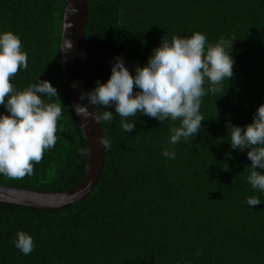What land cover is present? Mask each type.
I'll list each match as a JSON object with an SVG mask.
<instances>
[{"label":"trees","instance_id":"1","mask_svg":"<svg viewBox=\"0 0 264 264\" xmlns=\"http://www.w3.org/2000/svg\"><path fill=\"white\" fill-rule=\"evenodd\" d=\"M65 5L66 0H0V35L18 36L28 56L27 69L11 78L13 88L49 81L63 106L56 144L34 164V174L20 180L0 174V185L64 191L85 173L88 148L63 72ZM195 32L205 35L206 50L221 38L235 40L226 49L233 76L216 94L208 92L205 79V121L194 138L170 144L171 129L181 121L161 123L143 113L126 118L135 123L126 133L115 105L96 106L100 114L113 112L110 122H101L111 146L96 189L52 211L0 202V264H264V191L248 182L253 169L247 149L231 147L227 127L245 128L264 105V0H90L89 83L92 90L96 81L107 83L116 57L135 76L162 40ZM0 115H9L3 105ZM165 149L175 159L164 156ZM253 196L261 201L254 207L247 204ZM18 232L33 238L28 255L15 247Z\"/></svg>","mask_w":264,"mask_h":264},{"label":"clouds","instance_id":"2","mask_svg":"<svg viewBox=\"0 0 264 264\" xmlns=\"http://www.w3.org/2000/svg\"><path fill=\"white\" fill-rule=\"evenodd\" d=\"M77 11L72 9L73 14ZM72 27L71 23L65 25V29ZM234 40L221 38L206 50V37L200 32L190 38L173 36L171 42L162 40L146 66L136 67L135 76L125 66L123 58L116 57L107 83L96 81L95 89L82 93L80 99L87 98L94 106L111 108L115 105V113L125 118L121 126L126 133L135 128V123L126 122V118L143 113L161 123L168 118L181 121L179 127L171 129L170 144H177L182 137L194 138L205 121L200 113L201 98L206 94L205 79L210 84L208 92L216 94L222 90V82L233 76L234 60L231 51L226 49H232ZM21 48L19 37L12 32L0 35V105L9 113L0 115V174L16 180L33 175L34 164H39L45 151L55 146L63 108L57 89L49 81L39 80L19 92L13 88L11 78L21 68L28 67L27 53ZM65 48H73L70 40L64 42ZM134 88L139 89L135 95ZM44 97L51 102H46ZM74 109L77 116L85 120L91 118L98 124L113 119V112L100 114L95 109L93 114L88 105L77 104ZM227 127L231 147L240 151L247 149L253 169L248 182L254 189L264 191V175L257 171L264 170V105L257 109L253 122L245 128L230 123ZM99 142L105 149L111 146L107 137L102 136ZM80 151L86 154L85 149ZM163 155L175 159V153L168 149ZM260 203L255 196L247 200L252 207ZM15 247L28 255L34 248L33 238L18 232Z\"/></svg>","mask_w":264,"mask_h":264},{"label":"water","instance_id":"3","mask_svg":"<svg viewBox=\"0 0 264 264\" xmlns=\"http://www.w3.org/2000/svg\"><path fill=\"white\" fill-rule=\"evenodd\" d=\"M89 3L90 0H66L61 51L65 84L73 109L77 104L88 105L89 112L94 114L95 109L98 112L96 106L90 105L87 98L80 99L82 93L92 91L87 74L85 53ZM73 8L78 10L75 14L72 12ZM67 23H71L73 27L65 29ZM69 40L72 42L73 48L71 50L64 49V42ZM77 119L88 148V163L80 182L70 189L54 192L0 185V202L38 211H52L66 208L82 200L96 189L103 173L106 157L105 148L99 142L102 136L104 137L102 123L98 124L91 118L85 120L80 116H77Z\"/></svg>","mask_w":264,"mask_h":264}]
</instances>
